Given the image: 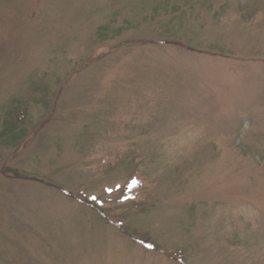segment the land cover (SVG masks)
<instances>
[{
    "label": "rangeland",
    "instance_id": "374dc122",
    "mask_svg": "<svg viewBox=\"0 0 264 264\" xmlns=\"http://www.w3.org/2000/svg\"><path fill=\"white\" fill-rule=\"evenodd\" d=\"M0 264H264V0H0Z\"/></svg>",
    "mask_w": 264,
    "mask_h": 264
},
{
    "label": "trees",
    "instance_id": "16d2710c",
    "mask_svg": "<svg viewBox=\"0 0 264 264\" xmlns=\"http://www.w3.org/2000/svg\"><path fill=\"white\" fill-rule=\"evenodd\" d=\"M134 187H138V184H137V181H132L131 183L129 182L125 187H124V192L125 193H128L130 190H132ZM122 189V187L121 186H118L117 187V190H121ZM88 204H91V201H89L88 202ZM98 211H99V213H100V210H99V208H98ZM100 215L102 216V217H106L103 213H100Z\"/></svg>",
    "mask_w": 264,
    "mask_h": 264
}]
</instances>
